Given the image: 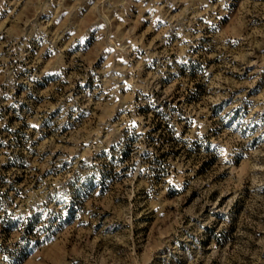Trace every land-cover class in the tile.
Returning <instances> with one entry per match:
<instances>
[{
	"label": "rangeland",
	"instance_id": "1",
	"mask_svg": "<svg viewBox=\"0 0 264 264\" xmlns=\"http://www.w3.org/2000/svg\"><path fill=\"white\" fill-rule=\"evenodd\" d=\"M0 264H264V0H0Z\"/></svg>",
	"mask_w": 264,
	"mask_h": 264
}]
</instances>
